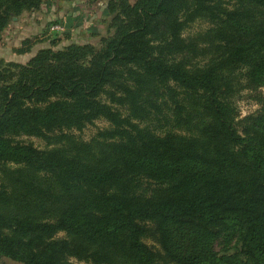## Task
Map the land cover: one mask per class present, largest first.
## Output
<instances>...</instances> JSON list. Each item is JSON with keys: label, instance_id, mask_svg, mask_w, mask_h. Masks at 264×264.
<instances>
[{"label": "trees", "instance_id": "1", "mask_svg": "<svg viewBox=\"0 0 264 264\" xmlns=\"http://www.w3.org/2000/svg\"><path fill=\"white\" fill-rule=\"evenodd\" d=\"M42 1L0 0V36ZM250 3L264 11V0ZM111 9L115 32L98 50L71 44L11 64L10 78L0 71V163L48 174L58 191L42 208L9 189L13 178L0 189V257L264 264V101L236 120L238 89L227 75L243 68L250 84L264 87V20L220 0H116ZM224 15L230 35L202 36L201 45L184 36L196 17ZM100 119L109 126L91 141L54 137ZM22 134L49 146L17 141ZM221 235L237 237L238 248L218 252Z\"/></svg>", "mask_w": 264, "mask_h": 264}, {"label": "rangeland", "instance_id": "2", "mask_svg": "<svg viewBox=\"0 0 264 264\" xmlns=\"http://www.w3.org/2000/svg\"><path fill=\"white\" fill-rule=\"evenodd\" d=\"M113 1L116 0H43L38 8L25 10L18 16H13L0 36L1 76H4L5 79L10 78L11 71H17L11 64L25 65L40 51L49 49L62 50L71 44H92L93 48L98 50L102 46V39L112 36L115 32L113 17L117 12H112L111 2ZM135 1L131 0L132 3ZM220 1L221 6L225 9H230L232 5H244L256 19L264 20V11L258 9V7H253L250 0ZM63 5L64 9L60 10ZM185 6L187 9L190 8V5ZM56 25L62 27L57 29V27H54ZM219 31L230 35V27L226 15H224L223 20L219 19L216 21L206 16H198L184 26V36L192 40V42L198 41V38L202 36L213 35ZM228 41V44L233 43L232 39H228ZM198 42L200 45L202 44L201 41ZM215 55L212 54L207 59L201 58L200 62L205 63L210 60V57H215ZM227 75L234 79L238 89L233 99L236 120H241L257 112L264 101V87L250 84L243 68H234ZM16 77L14 76L13 80ZM9 80H12V77ZM2 83L4 81H0V86ZM107 126H109V123L104 119H100L95 121L94 124H89L82 131L65 130L63 133L57 131L54 137L60 138L65 133H71L84 141H91L99 129ZM237 126L241 129L240 123ZM184 132L189 133L187 130ZM16 140L22 143H32L40 149L49 146L47 139L35 135L22 134L16 136ZM19 167L14 163H0V189L10 185L13 178L9 189L14 190L16 196L19 195L20 191H24L37 200L42 208L53 205L54 194L58 193V191L52 189L50 175L36 173L23 165ZM17 169L21 175L16 174L14 177L12 172ZM15 181H24L21 184L27 183L29 188L23 190V185H19ZM154 187H156L155 183L150 186L149 191ZM37 210L38 213L41 212L38 207ZM57 237H66V233L60 232ZM149 243L152 242L149 241ZM238 246L237 237L226 238L223 235L215 243V248L220 253L233 252ZM70 262L72 264H91L75 257H72ZM0 264L24 263L3 256L0 257Z\"/></svg>", "mask_w": 264, "mask_h": 264}, {"label": "built area", "instance_id": "3", "mask_svg": "<svg viewBox=\"0 0 264 264\" xmlns=\"http://www.w3.org/2000/svg\"><path fill=\"white\" fill-rule=\"evenodd\" d=\"M54 27H57V29H60L62 26H60V25H56V26H54ZM60 27V28H59Z\"/></svg>", "mask_w": 264, "mask_h": 264}, {"label": "crops", "instance_id": "4", "mask_svg": "<svg viewBox=\"0 0 264 264\" xmlns=\"http://www.w3.org/2000/svg\"><path fill=\"white\" fill-rule=\"evenodd\" d=\"M62 3V2H61ZM64 9V5L60 7V10H63Z\"/></svg>", "mask_w": 264, "mask_h": 264}]
</instances>
